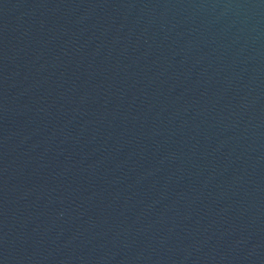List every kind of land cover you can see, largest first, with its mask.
Wrapping results in <instances>:
<instances>
[{"label": "water", "instance_id": "1", "mask_svg": "<svg viewBox=\"0 0 264 264\" xmlns=\"http://www.w3.org/2000/svg\"><path fill=\"white\" fill-rule=\"evenodd\" d=\"M0 264H264V0H0Z\"/></svg>", "mask_w": 264, "mask_h": 264}]
</instances>
